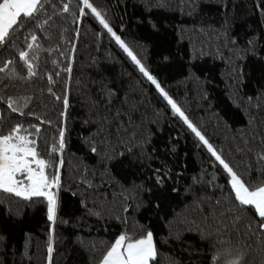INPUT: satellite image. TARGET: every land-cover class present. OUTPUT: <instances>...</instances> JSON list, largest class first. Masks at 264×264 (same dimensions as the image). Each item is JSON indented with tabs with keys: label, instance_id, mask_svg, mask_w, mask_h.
Here are the masks:
<instances>
[{
	"label": "trees",
	"instance_id": "16d2710c",
	"mask_svg": "<svg viewBox=\"0 0 264 264\" xmlns=\"http://www.w3.org/2000/svg\"><path fill=\"white\" fill-rule=\"evenodd\" d=\"M89 3L238 175L264 181V0ZM16 36L0 47V131L26 129L59 187L55 221L45 197L0 190V264H49L50 246L51 264H100L148 231L153 264H223L228 250L264 264L259 217L83 0H50Z\"/></svg>",
	"mask_w": 264,
	"mask_h": 264
},
{
	"label": "snow or ice",
	"instance_id": "6c2138e0",
	"mask_svg": "<svg viewBox=\"0 0 264 264\" xmlns=\"http://www.w3.org/2000/svg\"><path fill=\"white\" fill-rule=\"evenodd\" d=\"M48 3H50V0H0V47H3L5 44L9 47H15V41L18 38L16 32L27 19H33V25L35 26L39 15L45 11V4ZM83 4L86 8L91 9V12L99 20V23L111 33L124 52L127 53L128 57L138 66L139 71L156 86L173 111L184 120L187 127L206 146L208 152L230 178V189L234 193V201L238 202L240 211L244 212L249 208L252 209L259 217L257 221L259 229L264 231V181H261L256 186H253L252 181L245 182L189 120L177 103L161 88L157 80L148 72L141 61L137 59L133 51L120 36L116 35L104 16L89 3V0H83ZM63 11H69L67 3L64 4ZM21 18H24V20ZM31 40L32 44L28 45L29 48L33 47L37 37L32 35ZM19 58L27 65L28 71L35 76L33 65L29 62V53L20 51ZM3 63L0 60V65ZM13 63L14 61L12 60L7 61L8 65H12ZM6 71L4 67L0 66V72ZM67 71L71 72V69L68 68ZM13 103H8L7 106L13 112H16L17 109L13 107ZM63 103L67 107L68 101L66 99ZM33 127L34 132L39 134L40 128L38 126ZM64 148L65 135L63 131H60L58 149L62 153ZM52 151L56 152L57 149L53 148ZM92 151L95 152L96 149L93 148ZM59 163L62 165L63 160H60ZM48 167L49 162L40 158V154L37 151V142L26 129L16 126L14 130L7 134L0 131V190L14 194L17 197H22L25 200H31L33 197H45L48 205V219L55 221L57 200L52 189L59 187V176H53L52 179H49L46 173ZM234 219H239V217L236 216ZM52 252L53 248L50 246L48 248L49 264H51ZM156 258L157 247L151 231L146 232L139 238H133L125 233L120 235L110 246V250H107L106 255H103L100 264H153ZM217 259L223 260V264H248L244 259L243 253H234L231 250L220 252Z\"/></svg>",
	"mask_w": 264,
	"mask_h": 264
},
{
	"label": "rangeland",
	"instance_id": "374dc122",
	"mask_svg": "<svg viewBox=\"0 0 264 264\" xmlns=\"http://www.w3.org/2000/svg\"><path fill=\"white\" fill-rule=\"evenodd\" d=\"M54 189H55V188H53L52 191H53L54 195L56 196V194H55V192H54Z\"/></svg>",
	"mask_w": 264,
	"mask_h": 264
}]
</instances>
